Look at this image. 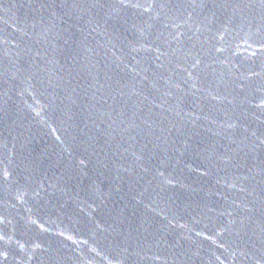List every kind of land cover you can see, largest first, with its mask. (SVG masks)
Listing matches in <instances>:
<instances>
[{
	"label": "water",
	"instance_id": "water-1",
	"mask_svg": "<svg viewBox=\"0 0 264 264\" xmlns=\"http://www.w3.org/2000/svg\"><path fill=\"white\" fill-rule=\"evenodd\" d=\"M0 264H264V0H0Z\"/></svg>",
	"mask_w": 264,
	"mask_h": 264
}]
</instances>
